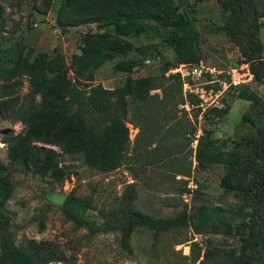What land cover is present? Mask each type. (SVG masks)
I'll use <instances>...</instances> for the list:
<instances>
[{
  "label": "rangeland",
  "instance_id": "rangeland-1",
  "mask_svg": "<svg viewBox=\"0 0 264 264\" xmlns=\"http://www.w3.org/2000/svg\"><path fill=\"white\" fill-rule=\"evenodd\" d=\"M259 1L264 13V0ZM186 2L0 0V212L17 246L62 257L51 264H232L248 227L242 236L215 234V219L205 223L197 212L220 207L234 215L240 202L219 186L225 166L198 161L196 155L199 140L206 137L228 140V148L256 141L264 129V84L248 74V64L228 36L216 31L224 23L217 0ZM130 11H186L199 35L163 49L132 73H113V50L140 60L158 42L120 38L92 22ZM246 17L251 26L250 12ZM256 22L251 38L264 46V18ZM181 64L187 72L202 70L200 77L172 72ZM91 75L92 84L114 92L113 101L127 103L124 145L115 142L93 153L86 126L70 118L48 136L35 135L33 126L20 121V113L45 111L71 88L86 86ZM234 77L239 85L232 84ZM201 90L206 92L203 99ZM247 93L262 104L243 99ZM245 113L254 124L242 119ZM236 167L229 169L235 172ZM70 194L90 197L88 216L99 223V212L127 196L135 211L153 219L176 218L181 224L159 233L137 228L128 239L118 231L76 229L61 209ZM246 207L253 211L251 203ZM262 209L256 214L260 220L264 205ZM243 220L236 215L231 222Z\"/></svg>",
  "mask_w": 264,
  "mask_h": 264
},
{
  "label": "trees",
  "instance_id": "trees-1",
  "mask_svg": "<svg viewBox=\"0 0 264 264\" xmlns=\"http://www.w3.org/2000/svg\"><path fill=\"white\" fill-rule=\"evenodd\" d=\"M181 2L183 6L187 5L186 0ZM217 2L222 8L224 23L216 25V31L224 32L228 36L229 41L239 49L255 80L264 84V59L262 58L264 46L256 36L251 38V35L257 31L256 21L264 18V13L258 7L260 1L217 0ZM248 12L253 21L251 26L247 24ZM92 22L98 29H110L120 38L158 40L150 46L148 53L140 60L127 59L122 51L113 50L112 57L117 58L112 66L113 73H132L144 67L149 59L160 56L163 49H174L183 40H195L199 35L195 21L186 11L164 14H152L149 11L117 12L106 18H96ZM167 70H169V64L163 68L164 72ZM88 81L83 88L73 87L64 98H56L55 103L43 112L20 113V121L33 126L35 135L48 136L56 126L70 118L75 124L86 126L89 146L93 153L106 151L115 142L124 145L128 137L125 124L126 101L124 99L113 101L111 95L114 92L92 84V75ZM243 99L257 105L262 104L260 98L253 93L243 94ZM242 119L254 124L249 113H245ZM227 141L218 143L209 137L199 140L196 159L208 164L225 166V173L219 186L225 194L238 200L240 205L236 212L234 211V215L232 210L228 211L220 207H201L197 213L205 223L215 219V223L211 224L215 234L242 236L244 228L248 227L247 239L240 252L233 257L232 264H264V220H260L256 215L263 211L264 205V129L260 130L256 141H251L250 145L244 143L240 148H228ZM11 157L15 158L16 154L12 152ZM234 161L237 164H234ZM231 165H237L235 172L229 169ZM92 203L90 197L77 198L70 194L61 209L76 229L88 228L91 233L98 230L118 231L124 239H128L137 228L159 233L175 229L181 224V220L176 218L153 219L135 211L127 196H123L120 202L106 213L99 212L102 220L99 223L88 216V211L93 209ZM246 203H251L253 211L247 209ZM236 215L243 217L244 220L240 224L233 225L231 221ZM8 226V219L0 212V264H51L62 260L59 254L51 250L40 253L32 248L17 246ZM257 255H260V258H257Z\"/></svg>",
  "mask_w": 264,
  "mask_h": 264
},
{
  "label": "built area",
  "instance_id": "built-area-1",
  "mask_svg": "<svg viewBox=\"0 0 264 264\" xmlns=\"http://www.w3.org/2000/svg\"><path fill=\"white\" fill-rule=\"evenodd\" d=\"M145 64H149V61H146L145 62ZM172 72H175V73H179L182 77H185V76H187V75H192L191 77H193V76H197V78L198 77H200V75H201V73H202V70H199L197 67L196 68H194L191 72H187L186 71V66L184 65V64H181V65H179L178 67H176V68H174V70H172ZM248 74H251L250 73V71L248 72ZM239 78H237L236 79V77H234L233 79H232V84L233 85H239ZM185 87H186V89L188 88V89H190V87H192V86H188V85H185ZM193 92V91H192ZM197 93V92H196ZM204 96H206V92L204 91V90H201L200 91V95H199V97L201 98V99H203V97Z\"/></svg>",
  "mask_w": 264,
  "mask_h": 264
},
{
  "label": "flooded vegetation",
  "instance_id": "flooded-vegetation-1",
  "mask_svg": "<svg viewBox=\"0 0 264 264\" xmlns=\"http://www.w3.org/2000/svg\"><path fill=\"white\" fill-rule=\"evenodd\" d=\"M244 230H245V228H244ZM244 230H243V231H244Z\"/></svg>",
  "mask_w": 264,
  "mask_h": 264
}]
</instances>
